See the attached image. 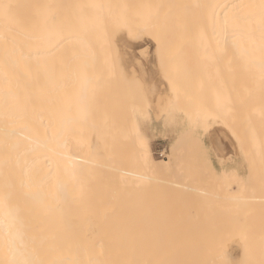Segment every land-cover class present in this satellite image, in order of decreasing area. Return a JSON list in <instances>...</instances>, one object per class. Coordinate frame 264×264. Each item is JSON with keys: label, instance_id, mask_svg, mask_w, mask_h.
<instances>
[{"label": "bare ground", "instance_id": "bare-ground-1", "mask_svg": "<svg viewBox=\"0 0 264 264\" xmlns=\"http://www.w3.org/2000/svg\"><path fill=\"white\" fill-rule=\"evenodd\" d=\"M139 1L129 0L125 3L128 10H123V0H0V264H146L145 256H148L151 248L145 249V243L155 245L158 237L148 234L150 227H155V221L148 220L146 216L148 210H155L156 205L160 204L158 201L162 196L161 189L171 187L170 183H173V187L177 183L180 184L178 187L176 185L178 189L182 183L184 185L186 183L188 188H181V186L180 192L186 194V190L192 191L184 199L187 202L186 199L189 198L192 201L191 195L197 193L194 189L200 188L198 183L204 184V181L199 182L200 175L198 182L193 180L195 182L193 184L196 185L193 187L192 183H188L190 177L187 182H183L181 173L179 178L182 181L177 177L179 182L176 181V184L175 181L170 182L169 173H166L167 175L161 173L163 181L160 176L158 180L161 184L148 180L150 184L155 186L158 184L157 188L152 189L155 186H150L145 181L152 190L149 189L150 195L146 194V198L149 199L155 192L154 199L157 193L161 194L159 199L156 198L158 201L155 208H149V204L156 200L151 202L150 198V203L149 201L144 203L148 199L142 196L141 191L145 192L149 187L146 186L147 183L146 185L144 183L146 189H143L141 180L149 179L150 174L157 173L158 176L159 172L165 171L168 167L167 161L161 164L154 160L137 164L121 163L123 166H119L118 163L116 165L115 163L100 164L89 159H86V163H81L78 162L79 159L75 154L69 153L63 146L59 134L54 133L55 125L58 124L56 118L60 117V94L59 91L53 92L59 80L57 74L53 72L58 71L55 69V64H58L57 55L60 47L71 43L79 52L83 50H92L98 54L101 52L102 57L98 59L101 65V60L106 58L107 50H104V47L108 38H113L115 41L116 38L128 34V36L131 35L130 41H124L120 49L124 61L140 69L143 65L154 64L155 58L152 56L154 43L147 39L146 30L143 28L146 23H149L148 13L136 12ZM217 2L219 48L223 55H227L223 57L221 54L222 60L224 61L225 58V61L229 59L230 62H234L228 61L230 65L234 64L232 73H227L225 69L226 72H223L227 75L233 74L231 81L230 78H226L228 82L236 86L234 88L233 85L232 88V85L228 83L232 88L230 91L236 89L233 91H238L236 93L241 94L242 97L247 94V96L257 94L255 97L259 101L258 97L264 96V0H217ZM86 27L87 29H84ZM119 27H125V30L121 32ZM90 29L95 33L94 43L88 37ZM78 39L84 40L85 43L76 45ZM55 44L56 47L60 46L57 51H55ZM229 63L224 65L230 70L233 67L229 68ZM224 65L222 62V66ZM88 79L89 76L86 80ZM221 80L224 79L221 78ZM221 82L225 91L228 88H225V80ZM227 92L230 96H238V94ZM241 95L239 100L242 99V97L240 99ZM230 96L228 98H232ZM249 98L246 99L247 103L251 99L253 102L256 101L254 97L248 100ZM263 98L260 97V100ZM232 99L229 100L231 103H237L238 100L232 101ZM257 101L256 104L260 105L247 113L254 103L251 102L249 105L251 108L247 109L245 107L248 106L243 104L246 102L242 99V105L247 111L243 110L242 105L239 104L242 109H240L241 116H237L235 108L231 110H234L236 115L229 110V115L232 113L234 117L241 118V120L239 118L241 124L238 122L240 129L235 128L238 133L235 140L232 139L234 142L231 140L233 143L229 141L228 136L230 135L231 138L232 136L228 129L225 149L226 157H229L227 155L233 147L235 151L241 150L242 147V151L243 148L246 151L244 155L255 157L252 160H255L254 165L257 166L258 163L260 166L258 161L264 162V100ZM230 102H226L227 105L230 106ZM233 104H231L232 108L235 107V103ZM233 121L237 120L233 119ZM233 124L230 125L236 127L237 123ZM248 150L259 154V160L254 152H252L253 156L250 152L251 156L247 154ZM183 166L181 169L187 171V167L183 168ZM261 168L264 167L255 168L257 171L254 176H258V182L262 174ZM249 174L245 180L235 182L236 177H234V183L227 184V187L236 189L239 193L243 192V195L230 198L225 193L229 197L221 196L223 200L227 202L231 200L232 203L227 206L225 205L227 203L223 204V201L217 206L219 199L216 200L214 197L215 200L213 198L212 201L217 202L213 205L216 204L219 209L224 205V207L231 206V210H235L236 215H241L243 205L251 200L249 201L252 202L249 205L250 214L257 209L260 211L259 205L264 203L259 202H264V194L256 196L253 193V196L248 197L250 193L247 188L252 185L256 187H254L256 194L258 191L264 192L262 188L264 185L261 186L264 180L262 178L263 181L257 183ZM120 177L123 180L119 179ZM228 179L233 182V179ZM162 183L166 187H163ZM259 184L261 188L258 187ZM158 187H162L161 191H158ZM175 188L172 189L177 193ZM197 188L195 190L198 191ZM229 188H227L228 191ZM201 191L205 190L199 189V192ZM180 192L178 191L179 194ZM205 193L208 192L205 191ZM244 193H248V196ZM200 194L203 196L204 192ZM207 196L211 198L209 197L211 195ZM198 197L196 195V199ZM173 198L169 197L170 200ZM208 198H203L205 201L202 200L205 205L211 201ZM163 199L166 200L164 197ZM163 199L160 201H165ZM177 199L181 205L183 200L181 201L178 195ZM239 201H245V203L241 204ZM186 202L182 204L184 205L182 210L185 207L193 210L192 202L188 204L189 206ZM256 202L259 203L257 209H255ZM173 203L168 206L172 207ZM192 205L195 204L192 203ZM213 205L212 209H215ZM238 205L242 207L239 208ZM168 206L164 208L167 211H169ZM200 207L202 209L208 206H199L200 211L208 209L201 210ZM154 210L150 211L151 214L157 213L158 216L156 211L161 210ZM176 210L183 215L189 209L184 210L185 212L181 209L180 211L179 208ZM245 210L248 211V205ZM170 211L173 214L172 210ZM159 214L161 215L160 212ZM165 214L170 215L167 212ZM245 214L247 215V212ZM247 224L249 222L245 223V226ZM245 229L249 230L250 227L247 226ZM190 248L191 254L193 249ZM221 248L222 245L219 246V249ZM202 249L200 251H206L208 248L206 249L205 246L206 250ZM225 255L228 259L237 258V252L233 250H227ZM186 256L182 254L177 263L192 264L198 258L190 255L186 258ZM171 257H164L158 263L150 260L147 264H169ZM200 258L203 260V257L200 256Z\"/></svg>", "mask_w": 264, "mask_h": 264}, {"label": "rangeland", "instance_id": "rangeland-1", "mask_svg": "<svg viewBox=\"0 0 264 264\" xmlns=\"http://www.w3.org/2000/svg\"><path fill=\"white\" fill-rule=\"evenodd\" d=\"M128 1L123 0V10H128V6L125 4ZM136 12L141 14L148 13L149 23H146L143 28L146 30L147 39L154 43L155 64L143 65L140 69V67L128 65L124 61L120 49L124 41H130L129 37L131 35L128 36V34L120 36L121 39L120 37L116 38L115 41L113 38H108L104 47V50H107L106 58L101 60V65L98 60L99 57H102L100 55L101 52L100 54L92 50L79 52L71 43H67L63 47H56L55 44V51L59 47L61 49L57 55L58 64H55V69L58 71L53 72V74H57L59 79L57 86L53 88V92L59 91L60 94V117L56 118L58 124L55 125L54 133L59 134L63 146L69 153L75 154L79 159L78 162L81 163H86V159H89L100 164L115 163L116 165L118 163L121 166V163L124 165L137 164L154 160L158 164H161L163 161H167L168 167L165 171L159 172L158 176L157 173L150 174L149 179L143 178L141 180V183H143V187H141L143 189H146V186L149 187L145 190V192L147 191L146 193L144 190L141 191L143 194L145 193L144 195L142 194L144 198H146V194L147 196L150 195L149 192L152 191L150 186H155L154 184H150L148 180L152 183H158L161 173H169L170 182L175 181V184L181 178H183V182H187L189 180L188 177H190L189 184H195L200 179L201 181L199 182L204 181V186L201 185L202 183H198L200 188H197L193 184V187L198 189L197 191L195 188L194 192L196 191L198 194L191 195L192 201L189 198L186 199L187 202L184 200L192 191L187 192L186 190L184 196L180 190L181 188L187 189L188 187L186 183L184 185L182 182H180L182 183V187H179L180 189H177L180 184L178 185L177 183V187L176 185L173 187V183L170 182L168 183H170L171 187H167L168 189L158 187V191L162 190V196L166 200L162 196L160 198L161 194L159 193H157L154 199L153 197L156 195L155 190H153L155 194L152 193L153 195L149 197V199L151 198V202L156 200L154 203H150V200L146 198L148 200L144 203L146 204L149 201V208H155L159 198L165 200L161 202L159 199L160 202L158 201V203L160 204L165 205L169 202L165 206L157 204L155 210H148L149 215L147 214L146 218L148 217V220L154 219L155 221V227H150L151 230L148 231V234L157 235L158 237L155 245L145 243V249L151 248V252L148 253V256H145L146 264L150 260L158 263L162 261V258H169L170 256H172V260L169 261V264H179L177 263L178 258L182 254L198 257L196 262L191 261L192 264H197V261H199L198 264H204L205 262L206 264H264V213L258 215V213L264 212V205L260 204L259 208L258 204L264 202H256L258 207L256 206L255 209L259 208L261 212L257 209L258 213L253 211L254 213L250 214L249 205L252 202L248 200L247 204H244L243 207L241 206L244 212L242 213L241 211V215H236L235 210H231V206L224 207L225 205L228 206L229 203L231 204V200L227 202L222 198L225 196H230L231 198L235 195H243V192L239 193L236 189L227 187L228 183H234V177H236L235 182H240L247 179V175L251 173L249 176L252 179L255 178V182L259 183L263 181L264 176L262 174H264V168H261L262 177H260L261 170L258 168L260 170L259 182L258 176L255 177L257 171L255 168L264 167V162L259 160V154L248 150L247 154L254 152L255 156L258 157L256 158L259 160L260 166H258L257 162V166H255V160L252 161L255 157L251 158L248 155H244L246 151L244 148L242 151V147L239 151H235L233 147L230 154L227 155L229 157H226L225 143L227 142L228 129L232 136L231 138L228 134L231 143L234 142L233 140H235V136L238 133L236 129H240L238 126L241 124V118L239 117V120L237 116H241L240 106L242 105V99L245 102L249 97L248 100L253 97L256 99L255 95L257 94L254 96L252 94L247 96V94L245 97H242L241 94L236 93L238 91H233L236 89L232 90L233 93L230 91L234 85L230 82L233 74L227 75V73H232L234 64L230 65V63L234 62H230L228 59L229 63L225 61V58V62L222 60L223 54L219 48L220 29L218 25L217 0H140ZM119 28L121 32L125 30V27ZM84 29H87V27ZM94 35L95 33L92 32V29L88 30V37L92 43L95 42ZM164 37H166L167 41ZM89 40L87 41L88 44H90ZM83 43H85L84 40L78 39L76 41V45H83ZM226 56V54L223 55V57ZM222 62L223 65L224 63H229L230 66H227L233 68L227 69L225 65V67L222 66ZM222 69L227 70V73L224 74L223 72L226 71H222ZM88 76L89 79L86 80ZM221 78L225 80V88L228 87L225 91L223 90L224 85L221 82H224V80H221ZM226 78H230V81L228 82ZM152 85L156 87L152 88ZM234 88H236L235 85ZM162 91H165V93L161 95ZM227 91L232 94H238V96L232 94L230 96ZM228 95L232 98L234 96V99L228 98ZM239 95H241L240 99L242 97L241 100L238 99ZM260 97L264 96L261 95ZM260 97L258 98L261 102L264 98L260 100ZM231 99L232 101H238L237 103H231ZM256 101L253 102L251 99L248 102L250 104L247 102L243 103L248 106L245 107L247 109L251 108L249 106L251 102L254 103L251 110L248 109V111L242 105L243 110H246L247 113L249 111L252 112L253 108L260 105L256 104ZM226 102L235 103V107L232 108L231 104L229 106ZM234 108L238 114L234 110H231ZM229 110L232 113L234 112V115L237 114V116L234 117L232 113L230 114L232 116H230L228 114ZM233 119L237 121L234 122ZM228 120L230 124H233V122L234 124L237 123L236 127L230 125ZM157 123L162 124L164 127L162 128L161 135L158 133L161 127L158 129L155 126ZM168 131H172L173 135H166ZM204 137H207L212 143L213 152L218 158L222 169L216 171L213 168L208 149L204 145ZM232 153L234 154L232 155ZM247 157H249V160H247ZM183 165L187 167V171H184L186 169H181ZM251 170L252 172H250ZM182 172H186L190 176H187L186 173L184 175ZM180 173L184 177L181 176L179 178ZM228 178L233 179V182ZM119 179L122 178L120 177ZM193 180L196 181L194 182ZM161 181H163L162 177ZM252 181L251 183L254 182ZM144 183L145 185L147 183V185L145 186ZM163 183V187H166ZM260 184L258 187H260ZM139 185L142 184L139 183ZM139 185L138 187L140 188ZM170 185L168 184V186ZM157 186L152 189L157 188ZM254 187L252 185L251 187L249 186L247 190L250 195L248 196V193H244V195L251 197L254 194L256 196L264 194V192H259L258 190V194H256V187ZM172 188H175L177 193ZM227 188H229V191ZM199 189L205 190L208 193H205V191L199 192ZM231 190L233 192H230ZM203 192V196L205 197L200 194H203ZM208 194L211 195L209 196L211 198H208ZM212 194L215 196H212ZM177 195L181 201L183 200L181 205L180 201H178L179 199H177ZM196 195L205 199L207 197L208 200L211 199L210 202L212 203L210 204L208 201L207 207L204 203L205 200L201 197V199L198 197L199 199L197 198V200ZM170 196L176 199L170 200ZM214 197H216V200L219 199L218 202L212 201ZM199 200H204L202 201L203 204ZM245 201L239 202L242 204ZM184 202L187 205L190 202L194 203L195 205L191 203V207L193 206L194 209L197 208L198 210L195 209V211L194 209L191 210L190 207H185L184 210H189L186 211V214L182 215V212L176 209L182 210ZM216 202L217 206L220 205L218 203L222 202L223 204H227L219 209L216 204L213 205ZM172 203V207L168 206ZM150 205L152 206L150 207ZM202 205L208 209L203 207L201 209L200 207L201 210L207 209L200 211L198 207ZM212 205L215 209H212ZM247 205L248 211L245 210L247 209ZM167 206L169 211L164 209ZM251 208H254V206H251ZM156 209L161 211L164 209V211H156ZM152 210L158 212V216L157 213L154 214L152 212L151 214L150 211ZM170 210H172L173 214H171ZM184 210L182 211L185 212ZM166 212L170 215L165 214ZM246 212L247 215L245 214ZM247 222L249 224L245 226ZM247 226L250 227L249 230L245 229ZM220 245H222L221 249H219ZM205 246L206 249L208 248L207 250L204 249ZM216 246H218V249H216ZM190 247L193 249L191 254ZM201 249L206 251H200ZM227 250L237 252V258L235 260L228 259L225 255ZM205 254L207 255L205 256ZM200 256L203 257V260L202 258H200L201 260L199 259Z\"/></svg>", "mask_w": 264, "mask_h": 264}, {"label": "crops", "instance_id": "crops-1", "mask_svg": "<svg viewBox=\"0 0 264 264\" xmlns=\"http://www.w3.org/2000/svg\"><path fill=\"white\" fill-rule=\"evenodd\" d=\"M153 57H155V54H154V52H153V55H152ZM156 63V60H154V64ZM130 66H134V65H130ZM159 86V85H158ZM156 86L155 85H152V88H155ZM163 90V89H162ZM163 93H165V91H162L161 92V95L163 94ZM158 129L161 127V130H158V133L161 135L162 134V128H164L163 127V125L162 124H160V123H157L156 125H155ZM167 134H172V131H168V132H166V135ZM173 135V134H172ZM162 139H164V138H162ZM161 141H163V140H161ZM204 145L206 146V148L208 149V154H209V156H210V158H211V163H212V166H213V168L217 171V170H220V169H222V167H221V165L219 164V162H218V158L215 156V154H214V152H213V145H212V143L207 139V137L205 138L204 137ZM211 147V149H210V147ZM212 150V151H211ZM236 169H237V167H236Z\"/></svg>", "mask_w": 264, "mask_h": 264}]
</instances>
